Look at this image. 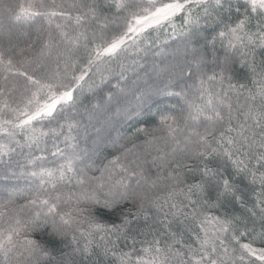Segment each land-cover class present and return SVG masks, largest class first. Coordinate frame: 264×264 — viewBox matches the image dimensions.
Returning <instances> with one entry per match:
<instances>
[{
  "label": "snow or ice",
  "instance_id": "obj_1",
  "mask_svg": "<svg viewBox=\"0 0 264 264\" xmlns=\"http://www.w3.org/2000/svg\"><path fill=\"white\" fill-rule=\"evenodd\" d=\"M113 8L126 13L125 30L109 40L105 10ZM5 11L17 25L42 19L36 31L45 35L37 36L39 50L25 61L35 65L30 72L15 69L14 56L25 49H0V66L25 80L17 106L5 98L0 107V163L7 165L16 154L30 166L25 171L22 165L19 173L28 179L27 188H5L0 201V219L9 221L0 229V264H100V257L114 264H264V60L256 59L258 50L264 52V0H24L15 10L5 5ZM181 14L179 33L187 44L204 43L191 47L190 60L158 70L152 84L145 80L141 95L150 104L137 95L141 103L126 110L129 120L145 110L159 118L152 133L136 129L148 137L142 145L128 148L119 137L111 140L123 151L97 168L96 152L81 148L79 133L73 134L79 120L66 117L47 130L36 126L74 104V92L83 91L94 66L99 82L88 90H99L107 97L105 111L111 108L114 93L104 90L115 72L110 62L129 49L147 55L148 30L169 25L175 32ZM202 22L219 30L209 37ZM82 49L87 64L76 75ZM46 61L55 63V71L45 70ZM237 63L251 75L254 89L232 82ZM118 67L112 88L127 79V67ZM166 98L177 102L164 103ZM84 133L87 140L86 126ZM19 196L26 202L17 205ZM236 206L240 214L228 211ZM102 213L116 214L120 222L106 224ZM140 219L148 231L139 234L153 238L141 242L148 246L137 255L131 233ZM174 223L179 231L172 230ZM69 237L72 251L57 257L56 246L68 247ZM121 238L133 248L120 249Z\"/></svg>",
  "mask_w": 264,
  "mask_h": 264
},
{
  "label": "trees",
  "instance_id": "obj_2",
  "mask_svg": "<svg viewBox=\"0 0 264 264\" xmlns=\"http://www.w3.org/2000/svg\"><path fill=\"white\" fill-rule=\"evenodd\" d=\"M24 0H0V49H5L12 47L13 52L18 53L21 48L25 49L23 54L14 56L15 69L20 71L28 70L31 71V68L35 65L29 66L25 61L29 58H32L36 55L40 47V40H37V36L41 35V40L43 35L38 34L36 28L38 25H42L44 22L42 19L37 18L31 25H17L11 23L8 20V15L5 11V5L15 10L16 6L20 3H23ZM45 2L50 3L51 0H45ZM72 0H56V3H71ZM105 14L109 17L108 27L103 29L104 36L106 39H111L114 35L121 34L124 28V16L126 13H117L115 9H106ZM182 15H178L174 19V23L177 27V30L174 32L173 28L169 25L162 26L157 32L154 29H149L146 35L148 36L151 44L148 48L147 55L140 53L139 55L134 54V49H129L128 52H121L120 55L110 62L111 67L115 69V72L112 76L109 77L110 83L105 85L104 90H111L114 93V100L112 102L111 108L105 111V101L107 97H101L99 90L89 91V86L94 87V83H98V76L94 75L96 72V67L94 66L92 70L85 76L83 84V91L77 90L74 92L75 102L69 103L68 106L64 108V111H59L56 113V119L49 122L48 120L43 121L36 126L38 128H43L47 130L50 127H57L58 124L64 123L66 117H70L81 122V128L74 130L73 134L77 136L79 145L81 148H87L89 152H96V155L93 157L95 160V165L97 168L103 167L104 164L108 163L109 160L113 159L114 156L119 155L123 149H118L113 147L110 143L111 140L117 139L119 137V142L123 143L125 147L131 148L133 144L142 145L144 140L148 137L144 133H137V128H144L152 133L158 125V117H154L151 113L146 110L139 116L131 120L127 119L125 116L126 110L132 109L135 110L136 107L141 103V100L137 99V95L141 96L142 100H147V96L141 95V91L147 88L145 85V80L149 84H152L153 79L156 77V72L160 69L165 68L166 66L183 64L187 60L192 58L191 47L201 48L203 41H196L193 45H188L186 38L181 36L179 29L183 25ZM235 18V15H233ZM227 19V17H225ZM100 29L97 27V31ZM219 26L213 24L210 27L203 24L201 31L208 35L209 37L214 34V31H218ZM27 33V35H25ZM131 43V42H129ZM32 44V48L28 49V45ZM143 46V45H142ZM218 55L223 54V49L220 48L219 43L217 44ZM157 53H159L157 55ZM210 58V57H209ZM257 63L261 60H264V52L257 51L256 54ZM133 60H137V64H132ZM124 64L127 67V71L124 72V75L127 77L126 80H120L119 88H112L111 85L116 84L119 79L115 73L119 72V64ZM87 64V57L83 49L80 52V58L77 63L76 75H80L82 69ZM13 72H6L3 66H0V88L5 89V96H0V107H2V102L5 98L8 99L9 103L13 106H17V103L21 100V93L23 92V85L25 83L24 77L14 74ZM46 71H55V63L52 61L45 62ZM7 75L8 79L5 80L4 77ZM166 76V73H165ZM233 83H244L249 88L254 89L252 84L251 75L248 73L247 69L240 68L239 63L236 64V71L233 75ZM123 89V91H121ZM10 90V91H9ZM235 99V97H234ZM243 97H241V100ZM119 101L117 105L116 101ZM177 101L172 98H166L164 103L172 104ZM147 103H151L150 100H147ZM97 104L100 106L97 107ZM22 107L23 105L20 104ZM117 106L120 109L119 114H117ZM155 111V108H153ZM10 118V114H9ZM87 127V137L85 140L83 137L84 127ZM65 131L67 129L65 128ZM155 135H161L160 132H155ZM211 139V137L209 138ZM5 138L0 134V142L4 141ZM94 141L98 143H94ZM49 148L51 147V138L48 139ZM26 151V150H25ZM39 155V153H36ZM48 156V160L51 161L54 158L49 154L45 153ZM8 160L7 157L4 158ZM194 161H190L193 163ZM216 161H213L215 164ZM24 166V170H30V166H27L26 161L21 155L14 154L11 157V162L7 165L0 163V201L5 198V188H24L28 186V179L20 176L21 166ZM11 172H15L17 175H11ZM99 171H93L91 175L98 176ZM7 177V179H5ZM191 182V180L189 181ZM25 196H19L16 199V204H23L26 202ZM251 203V201H250ZM135 211V209H133ZM228 211L240 214L242 210L236 206L234 208H229ZM154 216V212L150 213ZM215 214V210H213ZM101 221L111 225L112 223H119L120 220L116 214L111 213H102ZM151 223V221H150ZM9 225V221L6 219H0V229H6ZM160 231L163 229L159 225H155ZM173 231H179L180 226L178 224L172 225ZM140 231H148L145 228V222L143 219H140L136 224L133 225V230L131 235L136 236L137 243L134 245L137 255H142L139 250L142 247H147V244H142V241H151L152 235L147 236L140 235ZM114 238V237H113ZM242 243L247 242L246 239L241 240ZM65 243L68 244V247H65L64 244H58L56 246L55 255L60 257L63 252H71L72 246L69 240ZM120 249L124 251H129L133 248L131 240L125 241L123 238L118 242ZM96 257H93L95 259ZM79 259V257H77ZM91 264V261L88 262ZM100 264H114V261L111 258L105 259L100 257Z\"/></svg>",
  "mask_w": 264,
  "mask_h": 264
}]
</instances>
